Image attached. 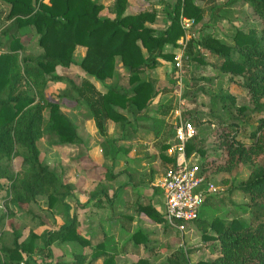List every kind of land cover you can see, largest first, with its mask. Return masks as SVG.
<instances>
[{
    "label": "trees",
    "instance_id": "obj_1",
    "mask_svg": "<svg viewBox=\"0 0 264 264\" xmlns=\"http://www.w3.org/2000/svg\"><path fill=\"white\" fill-rule=\"evenodd\" d=\"M241 1L248 4L264 22V0ZM126 6L127 0H114L110 8L114 15L111 18L99 16L103 5L97 0H0V45L2 37H7L8 45V49L0 53V190L6 189L5 196L0 199L6 208L0 213V222L6 219L13 233L11 238L0 235L4 264H19L21 260L27 264L22 254H31L35 249L34 241L38 238L46 247L54 240H75L92 249L90 262L101 258L102 264H117L115 257L125 251V247H119L112 236H106L93 245L77 231L76 218L69 214V205L65 202L71 194L72 184L61 180L41 160L37 141L47 136L53 144L81 142L75 125L60 111L59 104L46 99L45 89L50 82L67 87L76 102L86 108L98 134L103 137L101 149L111 159L116 152L126 155L134 149L132 145L116 146V140L128 138L135 129L133 124L136 121L150 119L155 135L163 134V127L167 124L164 118L147 115L152 98L160 90L150 77L143 79L142 75L147 69L155 68L159 58L173 61L174 54L164 52V46H175L177 40L185 36L180 25L181 18L186 16L198 23L203 19L204 8L193 0H176L167 9L169 22L166 27L156 30L148 25L155 20L154 9L128 14L125 13ZM209 10L214 16L220 9L213 5ZM31 34H38V45L42 49L38 54L25 52L22 36ZM77 45L86 49L78 63L82 71L101 82L116 79L119 58L121 66L127 71L129 88L111 83L101 92L86 79L77 85L68 75L56 74L57 66L69 67L73 63L72 56ZM204 52L220 60L217 66L220 80L209 103L211 115H221L219 110L227 111L228 118H234L233 112H263V115L251 130L249 142L236 138L234 122L216 116L221 125L215 135L216 147L220 150L218 158L207 160L203 143L197 139V130L186 143V154L196 160L199 154L202 156L199 166L203 180L205 170L232 174L249 164L251 168L247 179L231 187L249 195L244 203L249 215L243 217L234 213L231 218L214 216L207 221L202 218L201 212L206 205L202 204L194 220L198 228L210 225L215 229L221 224L226 225L216 232L205 230L201 233L203 240L218 241V254L212 260L199 259L190 263L188 254L191 250H176L174 264H264V26L259 31L235 28L228 41L212 34H203L196 40L190 34L183 58L188 62L203 63ZM235 76L246 88L251 107L237 106L233 94L227 90L225 77L231 81ZM161 89L165 93L172 87ZM118 108L127 111L131 119ZM165 113V110L160 112L162 115ZM107 120L119 125L117 138L110 139L106 135ZM190 121L196 129L198 118H191ZM167 125L174 134V125ZM168 147L167 143L161 146L163 150ZM162 158L170 163L174 161L173 156L162 154ZM100 194L112 201L116 193L109 196L104 186L97 185L89 192V199H97L98 207L102 203L97 198ZM42 195L47 198L49 210L62 214L63 223L56 230L40 235L31 231L25 240L19 241L20 235L12 223L14 209L28 211V205ZM136 207L155 222H166L151 201ZM145 237L141 230H137L130 238L136 243L145 241ZM87 257L84 252H75L72 264H86ZM130 264L151 262L148 257H142Z\"/></svg>",
    "mask_w": 264,
    "mask_h": 264
},
{
    "label": "rangeland",
    "instance_id": "obj_2",
    "mask_svg": "<svg viewBox=\"0 0 264 264\" xmlns=\"http://www.w3.org/2000/svg\"><path fill=\"white\" fill-rule=\"evenodd\" d=\"M103 5V8H112L114 0H97ZM135 6L132 11L129 10V1L125 13L135 14L145 10L156 11V17L153 23L148 25L161 30L166 27L169 22L167 9H170L176 0H132ZM195 4L204 8V16L202 21L195 23L192 18H189V23L186 25L183 20H180V25L184 29V34L188 36L191 34L197 40L203 34H212L222 40L228 41L235 31L239 28L247 31L253 28L259 31L263 26L262 22L254 13L252 8L243 3L241 0L230 2L229 0H193ZM219 6V12L214 16L210 14L209 7ZM6 8V7H5ZM7 9V8H6ZM136 10V12H135ZM101 10L100 12H102ZM138 11V12H137ZM99 12V14H100ZM130 12V13H129ZM132 12V13H131ZM135 12V13H133ZM100 16V15H99ZM114 15L111 14L112 18ZM184 16V15H183ZM108 17V16H100ZM186 17V16H185ZM187 18V17H186ZM182 38L177 40V45L168 44L164 46V52H172L174 54L173 61L159 58L158 64L153 69H147L142 78L150 77L159 88V93L156 94L147 109V115L151 118H164L165 123L171 124L180 117L181 120L197 119L196 126L197 139L202 141V147L205 152L207 160L218 158L220 150L216 147L215 135L216 131L220 129L221 125L218 118H224L227 121L234 122L236 129V138L241 142H249L251 140L250 132L257 124V119L263 115V112L246 111L245 114L233 112L234 118H228L229 113L225 110H219L214 115L209 108L211 95L216 92L217 82L220 80V75L217 66L220 60L208 52H204V62L197 63L196 61L188 62L183 58L184 43H181ZM22 41L25 45L26 53L38 54L42 49L38 45V34H31L22 36ZM77 47V46H76ZM73 52V63L69 67H57V73L70 74L72 80L79 84L83 75L86 74L78 67V63L84 56L79 55L80 51ZM84 47V46H83ZM7 37H2V44L0 45V53L7 50ZM86 50V49H85ZM182 52V59L180 67L175 65V56ZM85 54V52H84ZM118 76L116 79H105L103 83L113 84L128 89L127 71L120 64L117 58ZM88 75V74H86ZM91 76V75H90ZM94 77V76H92ZM95 78V77H94ZM227 80V90L233 94L236 105H247L248 93L246 88L242 85L241 79L237 76L233 80ZM95 80L100 81L95 78ZM101 82V81H100ZM102 88V86L100 85ZM99 87V88H100ZM172 87L170 91L162 92L161 88ZM105 91V90H104ZM45 96L47 100L55 101L59 104L60 111L64 113L75 125L78 136L81 142L74 144H53L48 141L47 136H42L37 145L40 150V158L45 162L61 180H66L74 187L80 186L84 193L89 196V192L96 188L97 185H102L106 189L107 195L114 193L115 197L112 201L107 200L104 195H98V199L106 202L104 209L97 205V199L91 200V205L87 209L88 215H84L85 220L82 223L84 228L90 227L95 235L93 242L101 240V232L97 228V223L104 222L118 216L117 210L133 212L137 210L135 205L147 203L149 200L158 204L163 215V196L158 183L164 172L172 165V163L164 161L162 154L170 156L168 149L163 150L162 144H170L172 141V128L167 124L163 127V134L156 136L151 129V120L144 119L136 121L133 124L134 131H131L128 138L117 139L116 146L132 145L134 149L130 150L126 155L121 152H116L114 158L111 159L105 155L101 149L100 141L103 139L97 132V129L92 125L85 124L80 126L81 121L91 119L84 106L76 103L74 96L69 89L63 85L50 82L45 89ZM264 102V99L262 100ZM71 104V105H70ZM76 104L75 106H73ZM120 112L131 119L127 111L118 108ZM165 110V114L160 112ZM196 113V114H195ZM47 115V111L44 112ZM195 114V115H194ZM216 116H219L218 118ZM221 116V117H220ZM118 124L112 120L106 121V135L111 138H117L119 135ZM198 160L193 158L199 164L202 156L198 155ZM15 168V166H13ZM250 165L246 164L237 172L228 174L227 172L210 173L206 170L203 172L204 181L202 184L205 190V207L202 209V218L211 221L214 216H225L231 218L234 213L243 217L248 216L247 207L244 203L248 200L249 195L231 187L238 185L247 179L250 172ZM208 173V174H207ZM112 176V177H110ZM73 180L75 182H73ZM212 185L215 190L208 191L207 187ZM230 185V186H229ZM118 190V188H120ZM118 190V191H117ZM6 189L0 190V199L5 196ZM73 194V193H72ZM39 201L32 202L30 206V213H22L20 210L14 209V212L20 214V219L26 226L33 225L31 230L41 228L39 219L45 220L49 216L45 214L42 205L47 204L46 196H37ZM73 202L71 195L67 198ZM2 204V201H0ZM135 207V209H134ZM46 210H49L46 207ZM6 211V208H0V213ZM18 213V214H19ZM23 216V217H21ZM37 216V218H36ZM30 218V221H28ZM83 217H81L82 219ZM18 221V220H17ZM123 219L118 220L122 222ZM118 223H110L109 232L112 236H118ZM6 220L0 222V231L7 232L9 226L3 228ZM226 225L219 228L212 229L210 225L200 226L198 228L195 221L188 222L186 227L182 230L171 226L167 221L160 223L156 228L161 229L159 232L152 231L158 244L153 252V256H149L151 264H174L176 250H191L188 254L190 263L199 259L210 260L218 254V241L203 240L201 237L202 231L216 232ZM94 227V228H93ZM95 229V230H94ZM167 232V236L166 233ZM156 233V235H155ZM119 238V236H118ZM57 240L52 241L55 242ZM71 249H79L81 251L82 245L75 244ZM161 248H163L161 250ZM69 250L66 249L63 254H67ZM76 251V250H75ZM71 254V253H69ZM90 257V256H89ZM129 261H119V264H127ZM59 264V262H58Z\"/></svg>",
    "mask_w": 264,
    "mask_h": 264
},
{
    "label": "crops",
    "instance_id": "obj_3",
    "mask_svg": "<svg viewBox=\"0 0 264 264\" xmlns=\"http://www.w3.org/2000/svg\"><path fill=\"white\" fill-rule=\"evenodd\" d=\"M128 1H129V8L128 9L132 11L133 10L132 7L135 6L136 4L132 0H128ZM102 10L103 11L100 12V14H99L100 16L102 15V16L110 17V15L112 14V13H108L107 8H103ZM135 12H136V10H135ZM135 12H133V13H135ZM76 51H80L79 55L83 56L84 52H85V47H83L81 45H77ZM57 67L61 68V66H57ZM55 73L56 74H66L69 77H71L70 74H67L65 72L57 73V71H55ZM83 79H86L89 82H91L96 87V89L101 91V92H103L106 89V86L109 84V83H103V82L97 81V80H95L94 77H92L90 75H86V74L83 75L80 82ZM80 82H79V84H80ZM55 84H59V83H55ZM100 85L102 86V88L100 87ZM75 105L76 104H74L73 106H75ZM85 124H87V125L90 124V125H92V127L96 128L93 119H88V117L86 120L81 121L79 127L80 126L84 127ZM73 182H75V181L73 180ZM79 187L80 186H78V185H76L75 187L73 185V189L71 191V194H69L72 196L73 202H70L67 199L69 195L65 199V202L69 205V214L76 218L77 231L78 232H80L87 239H89L91 241V243L94 245L97 242L103 240V238H105L106 236H112L110 233H108L109 228L111 226L110 223L115 224V223H118L119 219H120V221H121V219H123L122 222L118 223V236H119V238H118V236H114V235L112 236V237H114L115 241L118 243L119 247H122V246L125 247L124 253L119 254L115 257L117 264H119L118 263L119 261H127V260L129 261L127 264H130L131 262L136 261L139 258H142V257H148L149 258V256L154 255L153 252L157 248L155 246L158 244V242H155L157 240L154 237V235L152 234V231H155V232L161 231V229L156 228V226L158 227L160 225V223L155 222L148 215H146L144 212H140L138 209L133 212V216H131L132 215L131 210H128L127 212H122L121 210H117L116 213L118 214V216H115L112 219H109L107 217L104 220V222L97 223V228L101 232V238L102 239L98 240L96 242H93L92 240L95 237V235H94L93 231L90 230L91 228L90 227L84 228L82 226V223L85 220L84 215H86V214L88 215V211L85 208H88L91 205V199H89V196L87 195V193L85 194L84 190L79 189ZM42 200H43L44 205H42L41 207H42L43 211L45 212V214H47L49 217L46 218L45 220L38 218L39 223L42 224V225H40L41 228L39 229V231H37V229L31 230L33 225L26 226V224H24V222L19 218L20 214H22L24 212H25L24 214L30 213V209H31L30 206H28V211L20 210V212H22V213L16 212L15 215L13 216L12 223L15 226L17 234L20 235L19 241L25 240V238L28 236V234L31 231H33L37 235H40L41 233L48 231V230H56L63 223L62 214H60L59 212H56V210L55 211L46 210L47 204L45 205L44 199H42ZM35 201H39V199L36 197ZM149 201H151V200H149ZM152 203H153V206L159 212H161V208H159L158 204L154 203V201ZM104 206H106V202L101 203V206L99 208H101V210H103ZM136 206L137 205H135V207ZM135 207H134V209H135ZM21 217H23V216H21ZM81 217H83V218L81 219ZM36 218H37V216H36ZM28 221H30V218H28ZM7 225L9 226V229L7 230V232L6 231L5 232L0 231V235L2 238H5V237L11 238V236L13 235L12 228L8 224V221L6 220V224L4 225L3 228L5 229V227ZM137 230H141V232H143L145 234V236H146L145 241L139 240L138 242L135 243L133 240H131V238H130L131 234H133ZM165 233L167 236V232H165ZM155 235H156V233H155ZM78 243L79 242H77L75 240H70V241H58L57 240L53 243L51 242L46 247L43 245V241L40 238H38L34 241V245H35L34 251L29 255L26 253H23L22 255H23L24 259H27V261H28L27 264H58V262H59V264H72L74 261L73 253L84 252L88 255L86 264H102L101 258H98V259L90 262L89 256L91 255V252H92V249L90 247H83L82 246V249H80L81 251H78L79 249H76V248H74V249L70 248L72 246H75V244H78ZM66 249H68L69 250L68 252L71 254H69V253L63 254L62 251L66 250ZM162 249L163 248H161V250ZM210 260H212V259H210Z\"/></svg>",
    "mask_w": 264,
    "mask_h": 264
},
{
    "label": "built area",
    "instance_id": "obj_4",
    "mask_svg": "<svg viewBox=\"0 0 264 264\" xmlns=\"http://www.w3.org/2000/svg\"><path fill=\"white\" fill-rule=\"evenodd\" d=\"M188 25L189 19L181 18ZM188 39L185 33L181 43ZM182 52L175 56V65L180 67ZM174 125V134L168 147V154L174 157L172 165L164 172L158 183L163 196V216L165 220L175 228L182 230L188 222L194 221L205 200V190L201 187L203 176L200 174L199 164L192 156L186 154V143L196 134V129L190 120H181L178 117ZM208 191L215 190L212 185L207 187ZM3 208V204H0ZM4 253L0 244V264L3 263ZM19 264H25L21 260Z\"/></svg>",
    "mask_w": 264,
    "mask_h": 264
}]
</instances>
